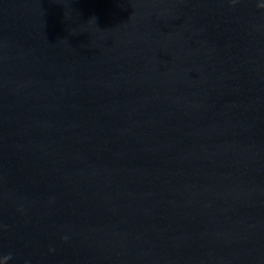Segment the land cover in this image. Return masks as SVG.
<instances>
[{
  "label": "water",
  "instance_id": "95a60500",
  "mask_svg": "<svg viewBox=\"0 0 264 264\" xmlns=\"http://www.w3.org/2000/svg\"><path fill=\"white\" fill-rule=\"evenodd\" d=\"M0 264H264V0H0Z\"/></svg>",
  "mask_w": 264,
  "mask_h": 264
}]
</instances>
